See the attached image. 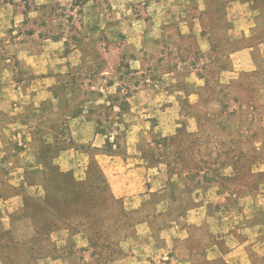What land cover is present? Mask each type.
<instances>
[{
	"label": "rangeland",
	"instance_id": "1",
	"mask_svg": "<svg viewBox=\"0 0 264 264\" xmlns=\"http://www.w3.org/2000/svg\"><path fill=\"white\" fill-rule=\"evenodd\" d=\"M47 37L84 56L52 85ZM141 85L149 110L123 118ZM70 148L84 160L57 159ZM232 163L261 216L264 0H0V264H264L259 228L219 196ZM20 216L30 238L1 226Z\"/></svg>",
	"mask_w": 264,
	"mask_h": 264
},
{
	"label": "crops",
	"instance_id": "2",
	"mask_svg": "<svg viewBox=\"0 0 264 264\" xmlns=\"http://www.w3.org/2000/svg\"><path fill=\"white\" fill-rule=\"evenodd\" d=\"M45 2H49L51 0H43ZM111 2L113 3V0H111ZM113 8V5H111ZM87 7L84 8V10H86ZM92 11H93V17H89L88 19H90L92 23H88L89 26H91V28H95L96 26H99L101 29H105L104 34L105 36L110 39L109 42H107V45H112V40H113V20L107 18V16H105L106 18H103V14L100 11L101 9L98 8L97 5H93L92 6ZM113 13V10H112ZM85 22V23H84ZM83 23L87 25V21H84ZM92 24V25H91ZM80 29H82V25H80L79 27ZM138 38V37H137ZM140 39V38H139ZM45 41H49V45L51 48L50 51V55L49 56V69L47 71V74L44 76L48 79L51 80V85L55 84L56 82L58 83L56 78L60 77L61 73L65 72V69L63 67H67V65H76V64H80L81 61H83L84 56L82 55V52L79 48L77 47H72L71 50H69L67 53H63L61 46H65V38L61 37L58 39H51L49 37H47L46 39H43ZM141 41V39H140ZM140 41H134V43L139 44ZM104 44H106L104 42ZM100 47L102 45H99ZM56 49H59L58 51L61 53H58L56 51ZM60 73V74H59ZM106 72H104L105 75ZM110 73V72H107ZM38 76H41L40 74ZM113 84V83H112ZM110 84V86L113 87V85ZM136 89L131 92L132 96H130L129 99V105H128V110H125L123 112V114H121V116L125 119H128L127 117H129L130 112L132 111H136L141 113V117L145 116L144 113L146 110H149V99L144 100L145 95L148 96L149 92H150V87L149 85L147 86H138L135 87ZM123 89V88H120ZM90 90L92 89H88V92H91ZM68 91V90H67ZM116 91V89H114V92ZM100 92V91H99ZM95 93V91L93 92ZM99 96H101V92L98 94H95L94 96H91L88 100L84 101V108L87 109H95V108H100V102L98 99ZM138 99V101H137ZM57 106H59V108H61L62 106H64V98H60V99H55V101ZM67 104L68 101L66 100ZM66 108H68L69 106H64ZM63 107V108H64ZM119 115H117L115 118H118ZM120 116V117H121ZM127 116V117H126ZM124 119V120H125ZM130 120V119H129ZM129 120H126L127 122ZM131 121V120H130ZM78 124V130L76 131V134L74 136V140L75 142H77L78 144L82 145L84 143L90 142L92 140V137L94 136V134L92 133V135H89V131L91 130L93 132V127L90 124L89 121L86 120H80L77 122ZM115 124V123H114ZM131 126V130L129 131L130 135L132 136V134H134V136L131 138V136L129 135V137L131 138L130 140L131 143L129 144L131 147V155L132 154H137V152H135L136 150V146H138V142H139V137L137 135V132L134 131V127L135 124L132 123L130 124ZM133 129V130H132ZM136 136V137H135ZM135 138V139H134ZM133 142V143H132ZM129 147V148H130ZM57 159L61 162H66V163H74L80 160H84V153L81 152L80 150H76L74 148H70V149H65L62 150L60 152V154L57 156ZM225 170V173L223 174L224 180L227 182V187H224L225 192H223L221 195L219 196H224L226 201H230L228 205L232 206L234 208V210H236V212L238 213L239 217L243 219L244 223L246 224L245 227L246 228H255L258 227L260 230L259 232H256L255 234H257V237H261L264 236V212L261 214H259V210L261 211V209H257V207H255V198L254 195L251 193L250 190H248V192H244L246 191L245 189L248 187L247 183L242 180L239 176L236 177L235 175V165L232 164H227L224 166L223 168ZM207 191L212 190L210 187H206ZM217 192V191H216ZM215 193V191H214ZM229 199V200H228ZM260 216V217H259ZM241 220V219H240ZM1 226L3 228L4 231H11L14 235V237H16V239L18 238H30L32 236V224L29 223V220L27 219L26 216H20L19 218H17L13 223H11L8 219V223L6 225H3L1 223ZM23 228V229H22ZM263 228V231H262ZM183 263V262H181Z\"/></svg>",
	"mask_w": 264,
	"mask_h": 264
}]
</instances>
